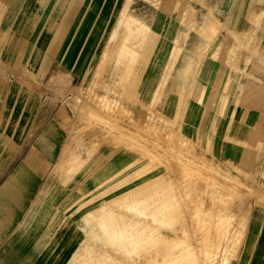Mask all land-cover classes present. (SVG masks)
<instances>
[{
    "label": "rangeland",
    "instance_id": "1",
    "mask_svg": "<svg viewBox=\"0 0 264 264\" xmlns=\"http://www.w3.org/2000/svg\"><path fill=\"white\" fill-rule=\"evenodd\" d=\"M92 1L70 0L67 22L74 19L77 23L71 36ZM101 2L98 0V6ZM116 2L114 15L113 3L106 10V37L96 51L94 66L86 78L65 89L60 97L70 111L63 121L70 142L62 156L65 164H58V170L73 183L75 191L74 200L59 206V210L73 214L62 219L75 228L74 264H183L178 257L183 248H193L188 258L204 264L203 256L217 252L219 247L217 264H257L258 253H264V245L260 248L264 238V184L258 172L264 149V104L252 102L251 89V102H244V108L237 99L234 106L229 102L221 105L220 113L230 110L235 118L237 112H250L248 122L254 136L249 138L244 159L240 154L239 159L220 164L211 155L208 142L195 144L181 137L179 118L164 116L161 83L158 88L146 87L148 80L155 81L154 85L161 80L163 60L170 71L173 69L181 46L177 40L164 39L169 33L166 22L171 17L192 21L195 14L191 5L186 0ZM94 9L98 12L95 6ZM102 17H90L91 32L101 27ZM66 25L62 23L58 33L64 34ZM169 50L170 58H163L162 54ZM149 69L157 71L151 74ZM64 110L59 111V119L65 116ZM103 143L111 145L105 148L107 151L129 150L124 156L133 157L132 162L120 167L87 164L98 159ZM103 168L111 173L107 178L100 176ZM88 173L95 174L97 184L88 190L77 189L83 174ZM183 184L186 185L181 187ZM82 196L84 200H80ZM207 198L213 199L212 204L209 201L211 205ZM203 201L209 204L205 210L202 204L207 203ZM229 230L230 238L226 233ZM223 238L228 239V246Z\"/></svg>",
    "mask_w": 264,
    "mask_h": 264
},
{
    "label": "crops",
    "instance_id": "2",
    "mask_svg": "<svg viewBox=\"0 0 264 264\" xmlns=\"http://www.w3.org/2000/svg\"><path fill=\"white\" fill-rule=\"evenodd\" d=\"M97 2L92 1L71 36L77 23L67 22L70 0H0V264H74L75 228L64 220L73 214L59 210L74 200L75 191L58 170L70 142L63 127L70 111L60 97L94 66L106 37V10L113 3L114 15L118 4ZM186 2L195 14L192 21L168 18L169 33L163 37L180 42L178 59L171 71L163 60L161 80L155 85L148 80L146 87L161 83L162 113L179 118L181 137L208 142L220 164L240 154L244 159L254 136L250 112L237 108L243 111L235 118L220 109L225 102L234 106L236 99L244 108L251 89L252 102L264 104V0ZM96 14L104 21L91 32L90 17ZM62 23H67L64 34L58 33ZM166 55L170 58L171 50ZM62 108L65 116L59 119ZM103 144L98 159L87 164L132 162L133 157L124 156L129 150L107 151L111 145ZM104 169L100 176L107 178L111 173ZM258 172L264 184V149ZM94 176L83 174L77 189L95 186ZM255 260L264 264L262 250Z\"/></svg>",
    "mask_w": 264,
    "mask_h": 264
},
{
    "label": "bare ground",
    "instance_id": "3",
    "mask_svg": "<svg viewBox=\"0 0 264 264\" xmlns=\"http://www.w3.org/2000/svg\"><path fill=\"white\" fill-rule=\"evenodd\" d=\"M123 10H124V9H123ZM122 16H123V15H122ZM124 16H125V15H124ZM82 17H83V16H82ZM125 19H127V17H126ZM120 20H121V18H120ZM126 21H128V20H126ZM127 24H128V23H127ZM190 24H191V23H190ZM214 25H215V24H214ZM214 25H213V26H214ZM75 30H76V29H75ZM108 41H109V40H108ZM134 41H135V40H134ZM131 43H132V42H131ZM106 44H107V43H106ZM108 44H109V43H108ZM112 45H113V44H112ZM127 45H128V44H127ZM125 56H126V55H125ZM134 57H135V56H134ZM125 65H126V64H125ZM128 69H129V68H128ZM89 92H90V91H89ZM150 109H151V108H150ZM157 112H158V111H157ZM92 117H93V116H92ZM97 120H98V119H97ZM148 123H150V122H148ZM152 126H153V125H152ZM156 128H157V126H156ZM150 130H151V129H150ZM142 132H143V131H142ZM135 135H136V134H135ZM164 136H165V135H164ZM150 137H151V136H150ZM153 137H154V136H153ZM139 138H140V137H139ZM143 138H144V137H143ZM146 138H147V137H145V139H146ZM155 138H156V137H155ZM163 138H164V137H163ZM151 139H152V138H151ZM151 139H150V141H151ZM174 139H175V138H174ZM136 140H137V139H136ZM152 140H153V139H152ZM175 140H176V139H175ZM140 142H141V141H140ZM141 143H142V142H141ZM141 143H140V144H141ZM150 143H151V142H150ZM175 143H176V142H175ZM155 144H156V143H155ZM181 144H182V143H181ZM145 145H146V143H145ZM174 145H175V144H174ZM151 146H152V145H151ZM159 146H160V145H159ZM166 146H167V145H166ZM138 147H139V146H138ZM167 147H168V146H167ZM180 147H181V146H180ZM144 148H145V147H144ZM148 148H149V147H148ZM154 148H155V147H154ZM154 148H153V149H154ZM149 149H150V148H149ZM157 149H158V148H157ZM167 150H168V149H167ZM180 150H181V149H180ZM145 151H147V150H145ZM170 151H171V150H170ZM148 153H149V152H148ZM158 153H159V152H158ZM180 153H181V152H180ZM151 154H152V153H151ZM152 155H153V154H152ZM154 155H155V154H154ZM176 156H177V155H176ZM176 156H175V158H177ZM179 156H181V155H179ZM154 157H155V156H154ZM183 157H184V156H183ZM190 158H191V157H190ZM75 159H76V158H75ZM157 159H158V158H157ZM75 162H76V161H75ZM82 164H83V163H82ZM176 164H177V163H176ZM148 165H149V163H148ZM142 169H143V168H142ZM171 171H172V170H171ZM170 173H171V172H170ZM175 173H176V172H175ZM186 181H187V179H186ZM169 182H170V181H169ZM181 182H183V180H182ZM186 183H187V182H186ZM180 184H181V183H180ZM184 185H186V184L181 185V187L184 186ZM192 185H193V184H192ZM193 187H194V186H193ZM188 188H189V187H188ZM174 191H175V190H174ZM177 192H178V191H177ZM208 192H209V191H208ZM193 193H194V192H193ZM207 194H208V193H207ZM164 195H165V194H164ZM199 195H200V194H199ZM211 195H213V193H211ZM217 196H218V195L214 194V198L216 197V199H218ZM192 197H194V196H192ZM202 197H203V196H202ZM202 197H201V199L203 200ZM207 197H208V195H207ZM218 197H219V196H218ZM187 198H188V197H187ZM205 198H206V197H205ZM210 198H212V196H210ZM201 199L199 198L200 201H202ZM207 199H209V198H207ZM219 199H220V201H221L222 197L220 196ZM196 201H197V200H196ZM209 201H210L211 204H212L213 199H212V201L209 199L208 202H209ZM214 201H215V200H214ZM217 201H218V200H217ZM217 201H216L215 206H217V204H219V203H217ZM183 202H185V201H183ZM191 202H192V201H191ZM210 202H209V204H210ZM218 202H219V201H218ZM178 203H179V202H178ZM188 203H189V202H188ZM198 203H199V201H198ZM202 203H207V201H206V202L203 201ZM209 204H208V203H207L206 205H205V204H202V207L204 208V210L207 209V206H208ZM211 204H210V205H211ZM188 205H190V204H188ZM198 206H199V205H198ZM215 206H214L213 208H216ZM219 206H220V205H218V207H219ZM191 207H192V206H191ZM216 209H217V208H216ZM191 210H192V209H191ZM202 210H203V209H202ZM198 212H199V210H198ZM88 213H89V212H88ZM88 213H86V214L88 215ZM178 213H179V212H178ZM178 213H177V214H178ZM188 213H189V212H188ZM203 213H204V212H203ZM205 213H206V211H205ZM89 214H91V213H89ZM97 214H98V213H97ZM179 214H180V213H179ZM182 214H183V213H182ZM185 214H186V213H185ZM222 214H223V213H222ZM186 215H187V214H186ZM192 215H193V214H192ZM194 215H195V214H194ZM199 215H200V212H199ZM224 215H225V214H224ZM83 216H84V215H83ZM85 216H86V215H85ZM177 216H178V215H177ZM201 216L203 217L204 215L202 214ZM170 217H171V216H170ZM180 217H181V216H180ZM188 217H189V216H188ZM224 217H225V216H224ZM178 218H179V217H178ZM194 218H195V217H194ZM205 218H206V217H205ZM180 219H181V218H180ZM164 220H165V219H164ZM176 220H177V219H176ZM184 220H185V219H184ZM194 220H196V219H194ZM228 221H229V220H228ZM192 222H193V221H192ZM192 222H191V224H192ZM196 222H197V221H196ZM225 222H226V221H225ZM183 223H184V221H183ZM200 223H201V222H200ZM229 223H230V222H229ZM188 224H189V223H188ZM226 224H227V223H226ZM192 225H195V224L193 223ZM192 225H191V226H192ZM199 226H201V225H199ZM202 226H203V225H202ZM202 226H201V227H202ZM227 226L229 227V225H227ZM197 227H198V226H197ZM197 227H196V230H197ZM206 227H207V226H206ZM206 227H205V229H206ZM216 227H217V226H216ZM194 228H195V227H194ZM230 228H231V227H229V229H230ZM190 229H191V228H190ZM198 229H199V228H198ZM202 229H203V228H202ZM216 229H217V228H216ZM243 229H244V228H243ZM194 230H195V229H194ZM217 231H218V230H217ZM226 231H227V228H226ZM194 232H195V231H194ZM197 232H198V231H197ZM229 232H230V230H229L228 232H226V233H229ZM200 233L202 234V231H200ZM219 233H220V231H219ZM221 233H222V232H221ZM226 233H225V235H226ZM233 233H234V232H233ZM195 234H196V233H195ZM195 234H194V235H195ZM197 234H198V233H197ZM223 235H224V234H223ZM225 235H224V236H225ZM229 235H230V233H229ZM233 235H234V234H233ZM161 236H162V235H161ZM197 236H198V235H197ZM224 236H223V237H224ZM227 236H228V235H227ZM185 237H186V236H185ZM189 237H190V236H189ZM193 237H194V236H193ZM200 237H201V236H200ZM230 237H231V235L229 236V238H230ZM236 237H237V236H236ZM220 238H221V237H220ZM234 238H235V237H234ZM162 239H163V238H162ZM172 239H173V238H172ZM190 239H192V238H190ZM197 239H198V238H197ZM218 239H219V237H218ZM223 239H224V238H223ZM231 239H232V238H231ZM235 239H236V238H235ZM195 240H196V239H195ZM200 240H201V239H200ZM200 240H199V241H200ZM224 240H225V239H224ZM227 240H228V239L226 238L225 243H227ZM175 241H176V240H175ZM163 242H164V241H163ZM186 242H187V241H186ZM191 242H192V241H191ZM193 242H194V241H193ZM200 242H201V241H200ZM228 242L230 243V241H228ZM231 242H233V241H231ZM221 243H222V242H221ZM225 243H224V244H225ZM194 244H196V243L194 242ZM204 244H205V243H204ZM219 244H220V243H219ZM224 244H223V245H224ZM172 245H173V244H172ZM201 245H202V244H201ZM225 245H226V244H225ZM228 245H229V244L227 243V246H228ZM194 246H195V245H194ZM218 246H219V245H218ZM200 247H201V246H200ZM224 247H225V246H223V249H224ZM187 248H188V246H187ZM191 248H192V247H191ZM198 248H199V247H198ZM201 248H204V247L202 246ZM205 248H206V247H205ZM220 248H221V247H219V249H220ZM228 248H229V247H228ZM183 249H185V250L179 254L180 256L177 255L178 257H181V261H182V263H183V264H197V262H194V261H195L194 259H193V260H194V261H193L190 257L188 258V256H187V255L190 254V252L192 251L193 248L191 249V251H190V250L187 251L186 248H183ZM199 249H200V248H199ZM199 249H197V250H199ZM219 249H217V250H218L217 252L220 251ZM210 250H211V249H210ZM213 250H215V248H214ZM225 250H226V249H225ZM215 251H216V250H215ZM217 252H214V253H213V252L210 251V252H208V254L205 252V253H206L205 255H206L207 257H206V256H203V257H204V260H205V261L203 260L204 264H205V263H211V261H212L215 257H217V255H215V254H217ZM199 253H200V252H199ZM199 253H198V255H199ZM203 253H204V252H203ZM202 255H203V254H202ZM219 255H220V254H219ZM178 257H176V258L178 259ZM201 257H202V256H201ZM207 258H208V259H207ZM200 259H201V258H200ZM200 259H199V260H200ZM202 259H203V258H202ZM202 259H201V260H202ZM145 260H146V259H145ZM179 260H180V259H179ZM206 260H207V262H206ZM155 261H156V260H155ZM157 261H158V260H157ZM215 261H216V258H215L214 262H213V261H212V262L215 264V263H216ZM177 262H178V261H177ZM177 262H176V263H177ZM179 262H180V261H179ZM199 262H200V261H199ZM199 262H198V263H199ZM203 262L201 261V263H203ZM217 262H218V261H217ZM158 263H159V262H158ZM211 264H212V263H211ZM216 264H217V263H216ZM220 264H223V263H220ZM233 264H234V263H233Z\"/></svg>",
    "mask_w": 264,
    "mask_h": 264
}]
</instances>
